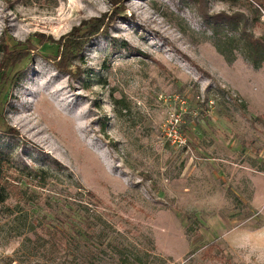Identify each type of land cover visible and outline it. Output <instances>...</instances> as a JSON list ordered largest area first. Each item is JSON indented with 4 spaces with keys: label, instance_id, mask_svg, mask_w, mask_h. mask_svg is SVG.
<instances>
[{
    "label": "rangeland",
    "instance_id": "1",
    "mask_svg": "<svg viewBox=\"0 0 264 264\" xmlns=\"http://www.w3.org/2000/svg\"><path fill=\"white\" fill-rule=\"evenodd\" d=\"M261 9L0 0V41L30 47L0 80V150L12 161L0 264H116L115 251L145 264H258L236 241L264 228V62L254 69L225 29L227 62L204 16L244 19L264 39ZM112 11L73 60L80 75L58 70L56 46L40 41Z\"/></svg>",
    "mask_w": 264,
    "mask_h": 264
},
{
    "label": "trees",
    "instance_id": "2",
    "mask_svg": "<svg viewBox=\"0 0 264 264\" xmlns=\"http://www.w3.org/2000/svg\"><path fill=\"white\" fill-rule=\"evenodd\" d=\"M221 2H232L233 0H219ZM259 7L264 8V0H253ZM257 15H260L259 9H252ZM264 11V9H261ZM114 14V15H113ZM118 13L112 11L104 13L99 17H93L87 20H83L72 30L60 37L57 41H51L46 37V40L40 41L50 46H56L57 53L52 57V61L60 71L69 72V76L74 75L78 71L77 67L73 65V60L81 56L83 48L90 42L91 39L103 36L110 24L113 23L114 17ZM205 24L211 31L212 36L215 38L214 47L224 57L227 62H232V58L229 57L232 54L231 40L223 41L222 31L229 29L232 31L233 36L237 37V42L241 43V54L244 59L254 68L257 69L264 62V39L261 37H255L251 33L247 32V21L241 19L240 21L230 16H215L207 17ZM243 18V16H242ZM239 22V23H238ZM226 37V36H224ZM44 38V37H43ZM225 39V38H224ZM227 39V38H226ZM20 44V43H18ZM21 45V44H20ZM25 52L10 51L8 44L4 41V37L0 41V54H2L0 60V80L4 78L8 70H11L15 64L19 63L27 57V52L30 49L27 42ZM75 67L73 70L72 68ZM74 71V72H73ZM80 75L78 71L77 76ZM12 135H16V131L9 129ZM11 157L9 154L0 150V204L7 198V192L5 188V169L10 167ZM87 255L89 252H85ZM116 264H145L144 256L134 255H122L123 253L115 251ZM90 255V254H89Z\"/></svg>",
    "mask_w": 264,
    "mask_h": 264
},
{
    "label": "clouds",
    "instance_id": "3",
    "mask_svg": "<svg viewBox=\"0 0 264 264\" xmlns=\"http://www.w3.org/2000/svg\"><path fill=\"white\" fill-rule=\"evenodd\" d=\"M236 244L238 247H250L253 252H258V264H264V228L254 233H247L240 237Z\"/></svg>",
    "mask_w": 264,
    "mask_h": 264
}]
</instances>
